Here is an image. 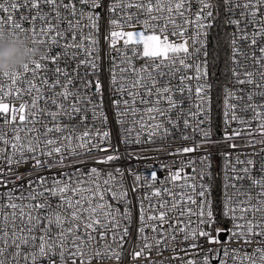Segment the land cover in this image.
Instances as JSON below:
<instances>
[{"label": "snow or ice", "instance_id": "1", "mask_svg": "<svg viewBox=\"0 0 264 264\" xmlns=\"http://www.w3.org/2000/svg\"><path fill=\"white\" fill-rule=\"evenodd\" d=\"M193 3L198 6L195 12ZM223 4L230 13L226 23L235 26L231 40V60L236 66L232 69L234 83L250 86L247 91L225 88L224 123L226 126L236 123L239 127L231 134L225 131L224 140L246 139L243 147L255 148L257 144H264V102H255L257 97L264 101V45L257 47L264 40V0H223ZM102 7L103 0H0V37L6 34L7 28L9 36L22 34L25 41L47 45L49 49L38 61L0 73L3 80L9 81L0 82V120L3 121L0 160L7 165V174L0 168V187L8 189L9 184L14 185L0 196V264H44V261L47 264H106L111 260L120 264L122 260L131 221V201L123 183V172L116 169L115 173L104 174L97 167H91L87 171L74 168L72 173L39 175L45 168L66 167L64 162L68 159L73 161L71 166L87 164L83 157H90L93 152L108 153L112 147L108 131L89 129L85 123L89 111L94 120L105 123L107 120L102 112L96 115L98 105L102 108L103 104L99 77L100 12L97 11ZM216 7L212 0H111L106 9L110 30L104 39L110 51L119 57L111 61L110 85L120 97L112 101L118 122L128 125L122 143L151 142L161 130L168 135L171 129H179L181 120L183 129L200 133L202 141L179 146L170 155L198 151L202 142L209 139L210 130L201 128L207 119L206 116L201 119L207 111L203 105H210L211 85L201 83L207 76L206 63L202 70L200 62L189 61L199 55L200 48L196 45L201 42L202 30L212 26ZM249 25L251 31H248ZM121 42L122 46L118 47ZM241 42L247 44L250 54L239 46ZM57 48L60 51L52 54ZM241 57L252 62V70L241 64ZM137 59L145 63L137 67ZM49 62L55 65V79L51 81L46 75ZM70 62L75 65L71 71ZM28 73L31 79L25 78ZM37 78L39 84L34 82ZM173 80L178 81L175 86ZM177 94L181 97L187 94V99L193 101L187 112ZM94 96L99 100H94ZM173 112H176L175 120L171 116ZM240 112L252 115L245 117ZM62 116L69 119L79 116L85 130L77 133L75 126L70 128L60 122ZM42 118L52 123H45ZM165 120L171 129L164 127ZM37 124L42 125L43 132ZM144 133L148 135L147 141L141 140ZM257 136L261 139L257 140ZM180 139L190 141L194 137L182 132ZM229 147L236 149L241 145L233 142ZM223 155L226 160L223 215L231 221V228H216V235L212 233L216 223L212 210L209 207L205 211L208 186L195 183L194 161L181 160L180 167L169 172L168 181L181 189L179 192L155 187L157 173L154 171L143 183L141 176L134 174L132 191L148 187L151 195L138 197L136 248L139 250L134 248L129 253L133 262L148 260L153 248L159 254L162 245L166 248L182 234L181 242L193 241L182 249L186 256H190L188 249L205 253L199 260L173 257L182 264H212L213 259L219 264H228L229 259L232 264L237 261L264 264V169L259 178L252 175L254 153L246 159L237 155L235 163H232V153ZM118 158L114 152L96 158L95 162L106 164ZM29 161L36 175L30 173L25 194L24 186L16 185L23 177L12 166ZM162 167L170 168V165ZM187 167L193 169L192 174L185 173ZM200 177L202 180L203 173ZM245 180L250 182L249 187L244 186ZM229 188L233 190L231 195L227 193ZM16 189L20 195L15 194ZM162 193L171 202L157 199L154 203L153 198H160ZM53 198L57 201L55 204L51 202ZM192 217H196L195 222ZM225 232L229 235L222 244L220 235ZM200 237L206 238L209 245L220 247L204 249L196 242ZM233 243L238 246L229 249ZM254 244L251 252L245 250ZM53 257L58 259L54 261Z\"/></svg>", "mask_w": 264, "mask_h": 264}, {"label": "built area", "instance_id": "2", "mask_svg": "<svg viewBox=\"0 0 264 264\" xmlns=\"http://www.w3.org/2000/svg\"><path fill=\"white\" fill-rule=\"evenodd\" d=\"M111 0H103V7L101 9H98L97 11L100 12V21H99V77L101 80V83L103 85V91H102V108H97L96 115L99 116L101 112L104 116H106L107 120L106 123L103 122L100 119H93V113L91 111L88 112V119L85 122L87 127L92 130H99L100 132L108 131L110 133V143H111V149L108 153L104 152H93L92 156L90 157H83V159H86L88 161L87 164H75L73 165V161L68 159L65 160L66 167L64 168H54L52 170H48L47 168L40 170L39 175L44 176H51V175H60L61 173H72L74 171V168H83L84 171H87L91 167H97L101 170L102 173L107 174L109 172L115 173L116 169H119L123 172V183L124 186L128 189V200L131 201V204L129 207L131 208V221L128 223L130 236L126 238V243L124 245V254L122 257V260L120 261V264H149V261L152 262V264H156V262L163 261L164 264H182V261L180 259H173L174 256H180L183 258V260H187L189 258L194 259H201V257L205 254L203 251L197 252V250L188 249L190 256H186L182 249H185L188 247L189 244L193 243V241L189 240L186 242L182 241V234H179L177 236V240L175 242L169 243L168 246L165 248L163 245L161 246V251L159 254H157V250L153 248L151 251L148 260H137L135 262L132 261L131 256L129 253L136 248V240H137V228L139 226V200L138 197H143L146 193L148 195H151V189L148 187H139L137 191L133 192L132 187L134 184V174H139L141 176V183L144 182L145 177H150L151 173L154 171L157 173V182L155 184V187L164 188L167 187L169 189H172L173 191L179 192L181 189L174 188L173 184L168 181V176L170 171H175L180 167L181 160L187 162L189 159L194 161V167L196 169V181L197 185H200L201 183L208 186V191L206 192L205 197V211L210 207L213 213V216L215 218L216 223L212 226V233L213 235H216L215 229L221 228V227H227L231 228V221L224 217V202H225V164L226 160L223 155L225 152L232 153V163H235V157L239 155L241 159H246L249 155H254L252 158L254 159V166L252 168V175L256 178H259L262 175V169H264V144H257L255 148H246L243 147V145L246 143V139L237 138L235 141H228L225 142L224 140V133L227 131L229 134H231L232 130L234 128L239 127L236 123H232L228 126L225 125L224 120V93L225 88H244L246 91L250 90V86L248 85H237L234 83V78L232 76V69L236 67L233 65L231 56H232V33L235 31V26L227 24L226 20L230 17V13L227 12V10L224 7V13H225V23L228 29L229 33V79L224 82L221 86V97H220V103H219V120L218 124H216V118H215V106H214V89H213V81L211 78V63H210V48H211V36L212 31L215 23V17H214V9H213V18L211 19V27L206 28L202 30V34L200 35V43L196 45V47L200 48L199 55L196 56L192 61H189L190 63H196L200 62L202 64V70L203 65L206 63L207 67V76L204 80L201 81V83H207L211 85V88L209 90L210 95V105L208 103L204 104L203 107L207 109L206 113L201 116V119H204L205 116L207 117L205 124L201 125V128L204 130H210V137L207 141L202 142V146L199 148L198 151L187 153L184 155H177L173 156L169 153L175 152L176 148L182 145H190L194 141L195 142H201L202 136L200 133H192V129L189 128L187 130L183 129V123L182 120L180 121V127L179 129H171V126L167 123L165 120L164 127L170 128V134L165 135L163 130L157 133L156 136L153 137L151 142H142L141 144H126L122 143V139L124 136V129L128 126L127 123L125 125H121L118 122V116L116 113V110L113 107L112 101L114 99H119L120 97L113 92L112 87L110 85V69L112 67V58L116 57L119 59L117 54L115 52H111L108 47V41L104 39V37L107 35V33L110 30V25L108 23L109 21V13L107 12V6ZM214 3V0H212ZM223 3V0H222ZM197 5L195 3L192 4V11L195 12L197 9ZM134 11V10H133ZM19 15V14H17ZM236 18H239V10H236ZM28 25L25 24V27ZM243 27V24L241 25ZM129 30V29H126ZM252 30V26H248V31ZM5 33H9L10 30L5 28ZM193 34V30L190 29L188 32V35L191 36ZM20 37H23L21 34ZM28 42L29 47H38L42 55H44L46 52H48V46L47 45H33L30 41ZM192 41L189 40V45H191ZM264 45V40L259 41V44L257 47ZM122 46L118 45V47ZM244 51L248 54H250L251 50L248 49L247 44L244 42H241L239 45ZM142 47V46H141ZM60 51L59 48L54 49L52 54H55V52ZM191 51V47H190ZM38 56L35 58V60H40V57ZM257 55H259L257 51ZM241 64H246L249 70H252V62L245 61L243 57L240 58ZM145 61L143 59H137L135 61V64L137 67L144 64ZM61 67L64 66V62H60ZM74 63H69V70L71 71V68L74 67ZM31 67V64H30ZM49 71L47 72V76L49 80H54L55 76L53 75V70L55 68V65L48 63ZM83 70H81L82 72ZM242 71V69H241ZM41 75H44V73H41ZM26 79H31V73L26 74ZM92 78V77H90ZM167 79V78H165ZM0 82H3L5 84L9 83V81L3 80L2 77H0ZM35 83H40L39 78H37ZM173 85L175 86L178 81L173 80ZM193 85L196 84V81L191 82ZM25 86H27L25 84ZM59 91V89H57ZM94 91V89H93ZM178 100H183L182 107L185 112L188 111L190 106L192 105L193 101L187 99V94H185L183 97H181L179 94H177L176 97ZM25 99L30 100L29 96H25ZM94 100H99V97H93ZM235 102V101H233ZM256 103H261L264 101H261L259 97L256 98ZM17 105L19 104V101H16ZM41 106H43V101H41ZM140 107H143V105H140ZM49 108H52L51 105H49ZM54 110V109H53ZM241 116L245 117H251V112H240ZM172 118L176 119V112H173L171 114ZM44 119L45 123L51 124L52 122L50 119L42 118ZM61 123L65 125L75 126V131L77 133L83 132L85 130L84 125L81 124L79 116H76L72 119H69L66 116H62ZM3 121L0 120V124H2ZM37 128L43 132V127L41 124L36 125ZM253 127H255V123L253 124ZM182 132L188 135H193L194 140L190 141H183L180 139ZM53 136H59L58 133H52ZM94 139H98L95 138ZM257 140L261 139V137L257 136ZM142 141L148 140L147 133H144L141 136ZM235 142L238 145H241V147H238L236 149H232L229 147L230 143ZM107 141H105V146L107 145ZM118 154L119 158L115 159L109 163L106 164H97L95 162L96 158L103 157L108 154ZM139 157V158H138ZM41 159H46L45 157H41ZM162 165H170V168L162 167ZM14 171L20 174L23 179L16 181V185H23V191L26 194L27 193V181L29 179L30 173L34 176L36 173H32V162L29 161L27 164H21L19 166L13 165L12 166ZM0 168L5 169V173L7 174V165L3 160H0ZM186 174H192L193 169L191 167L185 168ZM203 173V179L201 180L200 174ZM229 175H231L229 170ZM12 179L14 180L15 177L13 176ZM119 179V177H117ZM216 180H217V192H216ZM245 187L250 186V182L248 180H245L243 182ZM14 185L9 184L8 189H13ZM8 189H5L3 187H0V196L3 195L5 191ZM199 191V188H198ZM255 191V190H254ZM233 190L231 188L227 189L228 195H231ZM16 195H20V190L16 189L15 191ZM157 199L162 200H168L171 202V198L166 194L162 193V196L160 198H153V202ZM53 204H55L57 201L55 198L51 200ZM199 202V198H198ZM145 207H147V201L144 202ZM121 210L123 211V205H120ZM196 207V206H192ZM174 215V214H173ZM192 220L195 222L196 217H192ZM165 228H167V225H165ZM226 235L223 238L222 234L220 235L221 243H225L227 241L229 233L225 232ZM150 234V230H149ZM259 239V237H257ZM200 245L203 246L204 249L208 248H219L220 245H209L206 241V238L200 237L198 241H196ZM237 244H230L229 249L237 247ZM255 247V244L246 247L245 250L248 252L252 251V248ZM173 248H175V252H173ZM136 250H139L136 248ZM222 257V253H221ZM58 258L53 257V260L56 261ZM44 264H47V261H44ZM95 264V262H94ZM106 264H117L115 260L107 261ZM212 264H219L217 259L212 260ZM228 264H232V261L229 259ZM237 264H239V261H237Z\"/></svg>", "mask_w": 264, "mask_h": 264}, {"label": "trees", "instance_id": "3", "mask_svg": "<svg viewBox=\"0 0 264 264\" xmlns=\"http://www.w3.org/2000/svg\"><path fill=\"white\" fill-rule=\"evenodd\" d=\"M214 4L217 7L214 8L215 23L211 36L210 63L211 78L214 85L215 118L216 124H218L221 86L229 79V33L225 23L222 0H214Z\"/></svg>", "mask_w": 264, "mask_h": 264}, {"label": "clouds", "instance_id": "4", "mask_svg": "<svg viewBox=\"0 0 264 264\" xmlns=\"http://www.w3.org/2000/svg\"><path fill=\"white\" fill-rule=\"evenodd\" d=\"M40 55L42 52L38 47H29L28 42L20 36L5 34L0 37V73L18 69Z\"/></svg>", "mask_w": 264, "mask_h": 264}, {"label": "water", "instance_id": "5", "mask_svg": "<svg viewBox=\"0 0 264 264\" xmlns=\"http://www.w3.org/2000/svg\"><path fill=\"white\" fill-rule=\"evenodd\" d=\"M225 235H226V233H223V234H222V237L224 238V237H225Z\"/></svg>", "mask_w": 264, "mask_h": 264}]
</instances>
